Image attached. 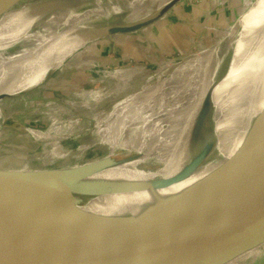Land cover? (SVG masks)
Returning <instances> with one entry per match:
<instances>
[{
	"label": "bare ground",
	"instance_id": "obj_1",
	"mask_svg": "<svg viewBox=\"0 0 264 264\" xmlns=\"http://www.w3.org/2000/svg\"><path fill=\"white\" fill-rule=\"evenodd\" d=\"M169 1L127 0L120 23L139 21ZM81 2L94 7L77 9ZM101 3L102 0H21L0 16V95L19 97L47 82L53 71L61 69L67 55L87 44L84 40L89 27L81 24L110 10ZM100 26L91 27L99 31ZM227 39L221 53L212 54L208 61L200 57L213 48L188 55L170 66H160L153 83L145 79L139 82L137 75L129 72L140 66L108 71L114 86L137 85L124 95L79 90L81 95L95 98L85 99L73 108H92L90 116L96 126L90 136L97 138L92 145L102 148V156L72 163L76 158L63 146L45 158L41 168L8 164L0 169L38 170L53 164L78 169L97 163L86 170L83 179L75 181L99 193L77 198L56 177L32 187L16 204L50 223L88 225L100 230L111 217L149 220L162 215L176 195L232 155L242 143L250 120L264 107V4ZM104 100L115 103L105 110L100 107ZM6 118L0 110V122ZM26 133L32 141L47 146L60 145L58 139L71 136L47 128L27 129ZM89 144L84 141L81 146ZM139 155L141 159L134 161ZM27 161L33 163L31 157ZM141 161L150 164L151 169L146 172L135 167ZM181 171L178 180L154 190L110 194L127 181L169 178ZM263 246L264 243L251 246L222 264H251Z\"/></svg>",
	"mask_w": 264,
	"mask_h": 264
},
{
	"label": "water",
	"instance_id": "obj_2",
	"mask_svg": "<svg viewBox=\"0 0 264 264\" xmlns=\"http://www.w3.org/2000/svg\"><path fill=\"white\" fill-rule=\"evenodd\" d=\"M20 1L0 0V16ZM177 1L170 0L130 24H105L99 31L89 27L84 41L139 32L161 19ZM227 42L210 47L214 51L200 60L220 54ZM10 96L0 95V99ZM96 164L78 169H0V264H222L264 243V107L250 120L232 155L176 195L158 217H111L100 230L50 223L16 204L32 187L56 177L77 198L94 197L98 189L88 190L77 181ZM135 167L147 172L150 164L141 161ZM182 172L169 178L127 181L110 194L154 190L175 182Z\"/></svg>",
	"mask_w": 264,
	"mask_h": 264
},
{
	"label": "rangeland",
	"instance_id": "obj_3",
	"mask_svg": "<svg viewBox=\"0 0 264 264\" xmlns=\"http://www.w3.org/2000/svg\"><path fill=\"white\" fill-rule=\"evenodd\" d=\"M126 1L102 0L101 5L110 7V10L90 17L81 25L91 27L119 23ZM263 4L264 0H178L164 17L139 32L95 39L75 49L64 58L61 69L51 73L47 82L45 80L39 87L24 91L19 97L0 99V110L8 117L5 123L0 122V166L20 164L41 168V162L63 146L76 158L72 163L102 156V148L92 145L97 138L90 136L96 126L90 116L92 108H73L74 104L85 99L94 101L95 98L85 97L79 90L116 91L121 95L132 92L137 85L114 86L108 76V71L112 72L114 68L140 66L139 71L129 72L137 75L139 82L149 80L153 83L156 81L155 71L217 45L227 39L231 31H240ZM93 7L94 4L86 2L76 5L77 9ZM73 55L75 59H70ZM113 103L104 100L100 107L106 110ZM46 128L71 136L58 139L57 144L60 145L47 146L32 141L26 133L27 129ZM84 141H89L90 146H81ZM30 157L33 163L27 161ZM56 159L54 156L53 162ZM257 261L251 264H264L260 257Z\"/></svg>",
	"mask_w": 264,
	"mask_h": 264
},
{
	"label": "crops",
	"instance_id": "obj_4",
	"mask_svg": "<svg viewBox=\"0 0 264 264\" xmlns=\"http://www.w3.org/2000/svg\"><path fill=\"white\" fill-rule=\"evenodd\" d=\"M258 254V256L254 257L253 259H251L252 261H257V259L260 257L261 258V262L264 263V246L261 247L257 252H256V255ZM260 262V263H261Z\"/></svg>",
	"mask_w": 264,
	"mask_h": 264
}]
</instances>
